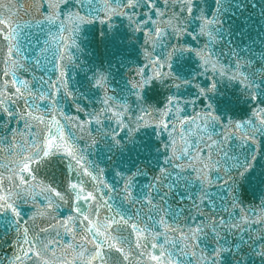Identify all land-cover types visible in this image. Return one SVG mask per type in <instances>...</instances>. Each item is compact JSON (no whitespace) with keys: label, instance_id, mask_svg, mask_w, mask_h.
Wrapping results in <instances>:
<instances>
[{"label":"water","instance_id":"1","mask_svg":"<svg viewBox=\"0 0 264 264\" xmlns=\"http://www.w3.org/2000/svg\"><path fill=\"white\" fill-rule=\"evenodd\" d=\"M0 264H264V0H0Z\"/></svg>","mask_w":264,"mask_h":264}]
</instances>
